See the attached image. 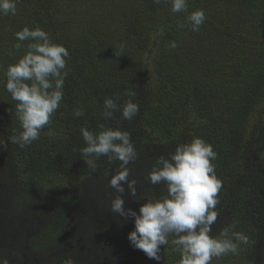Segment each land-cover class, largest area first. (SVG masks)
I'll use <instances>...</instances> for the list:
<instances>
[{
	"label": "trees",
	"instance_id": "obj_1",
	"mask_svg": "<svg viewBox=\"0 0 264 264\" xmlns=\"http://www.w3.org/2000/svg\"><path fill=\"white\" fill-rule=\"evenodd\" d=\"M16 8L15 15L0 14V140L7 144L0 148V187L16 179L53 200L71 192V204L80 208L64 212L63 229L53 228L52 220L45 228L46 243L58 247L42 264L68 258L73 264H179L171 236L160 246V261L131 246L134 218L108 210L101 230L91 232L100 200L111 203L117 195L109 184L92 182L96 172L79 151L86 146L80 129L98 134L101 124L131 133L138 156L128 165L130 180L141 181L158 156L193 136L211 144L223 186L217 196L222 222L210 236L223 239L220 233L227 229L229 237L239 232L249 238L237 255L213 258L211 264H264V0H187V12L179 13L172 12L171 0H16ZM201 9L206 20L192 31L188 14ZM37 26L69 51L67 76L51 123L21 149L8 140L22 128L5 73L33 42L18 41L15 33ZM16 43L22 44L19 50ZM108 97L120 106L133 100L139 114L126 121L118 109L105 118ZM78 109L82 117L75 116ZM119 163L102 156L97 169L102 166L108 176ZM124 186L125 208L138 213L146 202L138 196L135 202ZM33 199L29 194L18 201ZM108 238L115 244L105 246Z\"/></svg>",
	"mask_w": 264,
	"mask_h": 264
},
{
	"label": "clouds",
	"instance_id": "obj_2",
	"mask_svg": "<svg viewBox=\"0 0 264 264\" xmlns=\"http://www.w3.org/2000/svg\"><path fill=\"white\" fill-rule=\"evenodd\" d=\"M160 0H154L159 3ZM172 12H187V0H171ZM16 0H0V14L15 15ZM206 20L205 12L196 10L188 14L187 23L192 31H199ZM185 25H180L183 28ZM18 41H33L27 45L26 54L17 63L9 65L5 73V89L16 101L15 115L22 131L8 137L11 144L21 149L38 140L41 130L51 123V118L63 99L64 81L67 76L66 58L69 51L59 44L50 41L49 35L39 26L30 30L24 27L15 33ZM173 41L170 47H177ZM19 50L21 43L14 45ZM135 96V93H129ZM122 118L132 121L139 112L140 106L128 100L123 106L113 98H105L102 115L112 118L117 110ZM76 117H82V110L75 111ZM94 134L82 127L80 133L85 142L79 149L83 160L92 172H96L97 160L106 157L109 164L119 161L118 170L111 174L109 187L117 195L111 200L109 211L125 220L134 218V230L128 234L133 248L143 251L149 259L161 260L162 245L169 244V237L175 251L181 255L179 264H211L213 258H220L229 253L237 255L239 245H247L249 238L239 232L228 236L224 229L220 236H210L212 225L217 221L219 212L218 193L222 181L215 173L212 163L217 153L211 144L202 138L193 136L190 142L178 144L174 152L160 155L148 174V182L153 185L164 184L166 194L159 199H147L137 213L125 208L123 194L137 198V181L129 179V164L136 161L138 153L127 130L105 128ZM0 148L7 149L5 140H0ZM0 264H9L6 258H0ZM64 264H73L68 258Z\"/></svg>",
	"mask_w": 264,
	"mask_h": 264
},
{
	"label": "rangeland",
	"instance_id": "obj_3",
	"mask_svg": "<svg viewBox=\"0 0 264 264\" xmlns=\"http://www.w3.org/2000/svg\"><path fill=\"white\" fill-rule=\"evenodd\" d=\"M100 164L102 165V163ZM102 171L101 166V169H97L92 182L101 185L109 184L111 175H102ZM147 177L137 181V200L141 198V203L147 202V199L162 198L166 194L164 184L153 186L148 182ZM134 179L137 180V178ZM70 193L59 196L60 199L53 200L47 193L31 192L27 184L16 179H11L7 184L2 185L0 187V258H6L9 264H42L41 260L58 247H55L50 241L49 243L45 241V235L47 236L45 228L49 226L50 221L52 220L50 225L53 228L63 229L65 225L64 212L76 214V210L80 211V208H74L71 204L73 196H70ZM29 194L33 195L34 202L18 201ZM133 199L136 202V198ZM107 201L108 199L100 200V209L96 210L100 216L93 222L91 231L93 234L103 227L100 224L101 217L107 214L110 208V203ZM79 203L78 201L75 204L79 205ZM221 222L222 217L219 215L217 221L211 226L210 235L216 225ZM85 257L89 256L86 254Z\"/></svg>",
	"mask_w": 264,
	"mask_h": 264
},
{
	"label": "water",
	"instance_id": "obj_4",
	"mask_svg": "<svg viewBox=\"0 0 264 264\" xmlns=\"http://www.w3.org/2000/svg\"><path fill=\"white\" fill-rule=\"evenodd\" d=\"M112 244H115V242L112 239H110V238L105 239V241H104V245L105 246H109V245H112Z\"/></svg>",
	"mask_w": 264,
	"mask_h": 264
}]
</instances>
